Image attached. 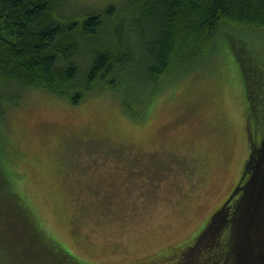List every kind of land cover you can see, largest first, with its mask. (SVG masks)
I'll list each match as a JSON object with an SVG mask.
<instances>
[{
  "label": "rangeland",
  "instance_id": "374dc122",
  "mask_svg": "<svg viewBox=\"0 0 264 264\" xmlns=\"http://www.w3.org/2000/svg\"><path fill=\"white\" fill-rule=\"evenodd\" d=\"M124 2L69 0L63 6L81 17ZM261 37L252 32L231 42L253 58L240 57L245 74L221 42L201 71L159 78L147 107L128 91L136 84L145 97L144 80L128 89L91 91L77 103L26 90L7 110L0 155L39 240L24 241L21 219L0 194V264H73L72 257L59 260L54 249L61 247L81 264H209L206 243L191 244L233 192L242 191L237 186L254 139L246 85L252 91L251 72L264 84ZM255 152L258 166V146ZM254 185L260 188L257 178L243 189ZM243 200L248 205L250 197Z\"/></svg>",
  "mask_w": 264,
  "mask_h": 264
},
{
  "label": "trees",
  "instance_id": "16d2710c",
  "mask_svg": "<svg viewBox=\"0 0 264 264\" xmlns=\"http://www.w3.org/2000/svg\"><path fill=\"white\" fill-rule=\"evenodd\" d=\"M66 3L69 0H0V147L7 110L20 103L26 90L39 88L77 103L91 91L122 84L128 89L130 82L144 80L145 97L138 95L143 91L134 83L128 91L136 103L147 107L158 92L159 78L172 80L189 71H201L221 42L236 56L245 74L240 57L253 58L241 56L231 42L244 41L252 32L264 35V0H125L90 9L81 17L72 15L74 9L63 6ZM118 6L125 7L119 11ZM251 76L252 91L246 82L245 112L261 154L264 95L259 93L264 84L257 72ZM262 172L264 166L255 176L260 188L243 189L194 236L191 245L199 240L208 246L209 264H264V247L261 252L259 246L260 241L264 244ZM9 179L0 155V194L10 203L11 213L21 219L24 241L34 244L39 240L38 230ZM248 196L246 205L243 198ZM229 203L232 208L226 209ZM62 248H53L59 260L66 263L65 257H72L73 264H81Z\"/></svg>",
  "mask_w": 264,
  "mask_h": 264
},
{
  "label": "flooded vegetation",
  "instance_id": "af4514ba",
  "mask_svg": "<svg viewBox=\"0 0 264 264\" xmlns=\"http://www.w3.org/2000/svg\"><path fill=\"white\" fill-rule=\"evenodd\" d=\"M247 118H248V130H250L251 132H250V140H252L253 139V137H251V136H253L252 135V133H253V130H252V125H251V122H250V119H249V117H248V115H247ZM252 142V141H251ZM250 142V151H249V153H248V160H246V167H245V171H244V177H243V180H242V182L237 186V189H241L242 188V190H243V188H244V185H245V183L247 184V182H249L252 178L254 179L255 178V176H256V171H257V167H258V170L260 169V171L262 170V167L264 166V162H263V159H264V153L263 152H261V154H260V149H258L259 150V152H258V156H259V158H258V160H259V162H258V166H256V154L255 153H253L254 152V150L256 149V147H257V142L253 139V143H251ZM252 150H253V152H252ZM257 156V157H258ZM260 171L258 172L257 171V173L259 174L260 173ZM244 183V184H243ZM235 191V190H234ZM240 192L238 191V193L234 196V192H233V194L229 197V199L227 200V202H229L232 198H234V197H236L238 194H239ZM225 203H223V205H224ZM222 205V206H223ZM221 206V207H222ZM220 207V208H221Z\"/></svg>",
  "mask_w": 264,
  "mask_h": 264
},
{
  "label": "snow or ice",
  "instance_id": "6c2138e0",
  "mask_svg": "<svg viewBox=\"0 0 264 264\" xmlns=\"http://www.w3.org/2000/svg\"><path fill=\"white\" fill-rule=\"evenodd\" d=\"M262 175H264V172H262ZM187 264H192L191 260H189Z\"/></svg>",
  "mask_w": 264,
  "mask_h": 264
}]
</instances>
